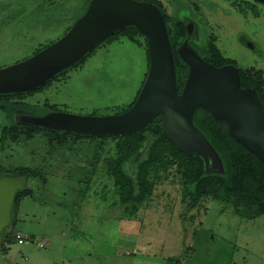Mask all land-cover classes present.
I'll list each match as a JSON object with an SVG mask.
<instances>
[{
  "label": "rangeland",
  "instance_id": "374dc122",
  "mask_svg": "<svg viewBox=\"0 0 264 264\" xmlns=\"http://www.w3.org/2000/svg\"><path fill=\"white\" fill-rule=\"evenodd\" d=\"M87 1L0 0V67L60 38ZM159 1L175 45L185 42L177 36L175 17L196 18L206 58H211L206 47L210 34L226 57L241 68L261 69L264 76V5L255 17L244 4L226 0ZM239 34L255 49L241 43ZM148 65L144 43L119 37L99 44L44 91L20 99L35 104L38 113L118 114L135 100ZM8 112L0 106V176H11L3 169L19 166L40 173V182H30L34 194L21 201L14 224L33 241L11 245L4 256L8 264H264V216L244 219L231 205L210 198L185 213L181 178L174 169L155 182L147 202L126 213L102 163L106 151H113L112 141L104 149L98 137L89 135L75 144L70 139L50 144L43 134L25 139L16 129L17 139L9 131L16 121L9 120ZM134 165L124 163L125 171L133 174Z\"/></svg>",
  "mask_w": 264,
  "mask_h": 264
},
{
  "label": "water",
  "instance_id": "95a60500",
  "mask_svg": "<svg viewBox=\"0 0 264 264\" xmlns=\"http://www.w3.org/2000/svg\"><path fill=\"white\" fill-rule=\"evenodd\" d=\"M126 26L136 27L146 37L149 59L147 75L132 105L108 116L51 111L30 117L29 124L83 135L122 136L137 132L162 116L163 135L178 150L199 155L206 173L222 172L220 157L193 122V111L201 106L225 122L231 137L264 164V113L256 91L241 87L235 67L213 65L186 41L177 51L187 66L179 89L166 23L160 10L146 1L90 0L84 12L56 41L21 61L0 67V94L42 85ZM26 184L24 176H0V234L10 222L16 192ZM0 264H8L1 250Z\"/></svg>",
  "mask_w": 264,
  "mask_h": 264
},
{
  "label": "trees",
  "instance_id": "16d2710c",
  "mask_svg": "<svg viewBox=\"0 0 264 264\" xmlns=\"http://www.w3.org/2000/svg\"><path fill=\"white\" fill-rule=\"evenodd\" d=\"M89 1H87V5ZM145 1L154 4L158 9L160 8L156 0ZM179 27L181 33H185L184 26L179 24ZM119 37H125L138 45L144 43L147 51L146 37L136 27L126 26L117 30L94 45L89 52L73 65L60 71L42 85L28 91L0 94V98L3 99L1 101L3 103L2 107L7 108L9 111L6 116L10 119L15 109L28 106L19 101H10L9 98L16 96L20 98L23 94L43 91L55 77L82 64L99 44H109ZM142 38L143 40H141ZM170 43L177 86L181 89L187 75V66L178 55L176 46L171 39ZM210 52L219 65L235 64L234 61L223 58L213 44H210ZM239 78L241 87L252 88L256 91L260 108L264 113V79L261 71L240 68ZM29 107L33 108L30 109L34 111L33 115L44 114L38 113L32 106ZM193 122L220 157L223 165L222 172L206 173L204 171V161L199 155H188L178 150L163 135L162 116H157L145 128L130 134L122 136L111 134L89 135L90 137L99 138V146L102 149L105 145H108L109 141L113 142V151H106L102 163L107 174L115 182L120 206L124 207L126 213H135L151 198L155 182L161 176H166L171 169H174L181 178L182 201L185 204V213L196 209L203 199L210 198L231 205L233 212L241 218L254 219L264 216V164L257 156L233 139L229 134L227 124L215 118L207 109L197 106L193 111ZM16 129L22 132L25 139L43 134L48 138L50 144L56 143L59 145H63L68 139L72 144H75L83 136V134L75 132L50 130L43 126L31 124L18 126L13 124L9 131L15 134L17 139L19 135ZM124 163H135L133 174L125 171ZM3 170L7 171L6 173L9 172L11 176H24L27 182L25 188L16 192L11 208L10 222L0 234V250L5 256L10 253L11 245L18 244L16 235H23L14 228L18 209L24 198L34 194L35 187L29 184L32 181L38 182L37 178L40 177V173L36 169L23 166ZM27 240L32 242L33 238L27 236Z\"/></svg>",
  "mask_w": 264,
  "mask_h": 264
},
{
  "label": "flooded vegetation",
  "instance_id": "af4514ba",
  "mask_svg": "<svg viewBox=\"0 0 264 264\" xmlns=\"http://www.w3.org/2000/svg\"><path fill=\"white\" fill-rule=\"evenodd\" d=\"M141 1H145V0H141ZM156 1H157L158 5L160 7L159 8L160 9V12L162 14V17H163L164 22L166 23V27H167V32H168L169 38L171 39V36L169 34V31H168L169 30V27H168V23H167V15H166V12L164 11V7H163L161 1H159V0H156ZM226 1H228L232 5L234 3H237L238 5L244 4L245 7H247L246 9L249 12H251L255 17H258L260 15L259 8H261V6L264 5V3L261 2V1H259V0H238V1L237 0H226ZM175 19H176L175 25H176L177 36H178V38H181V41L182 42L183 41L188 42V45L191 48H193L204 60L212 63L215 66H224V65H219L218 62H216L215 58H213V56H212V54L210 52V44H213L215 46V48L218 49L219 53L221 54V56L223 58L229 59V60H232V61L235 62V64H229V65L235 67L238 70V73H239V69L241 67L237 65V63H236V61L234 59L229 58V57H226L222 53L220 47L217 44L218 40H216L214 36L211 37L210 34L206 37V38H208L207 41H206L207 42V46L206 47L208 48V51H209V54L211 55V58L210 57L209 58H206V56H205V54H204V52L202 50V39L201 38L204 37V35H202L203 34L202 29L203 28H202V26L199 25L198 20L196 18L195 19L194 18H181V17L178 18L176 16ZM179 24H182L184 26L185 33H181V29L179 27ZM239 39H240L241 43H243L247 48L255 49V46H254L253 42H251L250 39L248 37H246L245 35L239 34ZM175 46H176V50L178 51V48L180 47V45H175ZM226 65H228V64H226ZM242 69L260 70L261 71V75H262V77L264 79L263 72H262L261 69H257L255 67H246V68H242ZM9 100L10 101H19L21 103H25L28 106L34 107V110L35 111H38V108H37V106L35 104H31V103H27V102L21 101L20 98H17L15 100L12 99V98H9ZM1 101H3V99L0 98V106L2 107L3 106V103H1ZM52 111H54V110L52 109ZM33 112H34L33 110L32 111L31 110L29 111V110H26L25 108H17V109H15L12 112L11 118L9 120L12 121V119H15L16 124L18 126H26V125H29L28 119L30 117L42 116V115L46 114V113H44L42 115L41 114L40 115H33ZM47 113H49V112H47Z\"/></svg>",
  "mask_w": 264,
  "mask_h": 264
},
{
  "label": "built area",
  "instance_id": "2783aa9c",
  "mask_svg": "<svg viewBox=\"0 0 264 264\" xmlns=\"http://www.w3.org/2000/svg\"><path fill=\"white\" fill-rule=\"evenodd\" d=\"M16 239H17V243L18 244H23L27 241V236L26 235H21V234H17L16 235ZM40 246H43V244H40Z\"/></svg>",
  "mask_w": 264,
  "mask_h": 264
},
{
  "label": "crops",
  "instance_id": "0c3cea01",
  "mask_svg": "<svg viewBox=\"0 0 264 264\" xmlns=\"http://www.w3.org/2000/svg\"><path fill=\"white\" fill-rule=\"evenodd\" d=\"M41 247H43V246H41Z\"/></svg>",
  "mask_w": 264,
  "mask_h": 264
}]
</instances>
